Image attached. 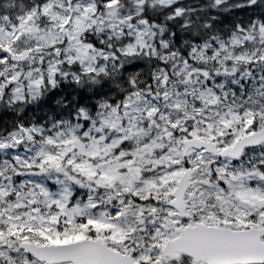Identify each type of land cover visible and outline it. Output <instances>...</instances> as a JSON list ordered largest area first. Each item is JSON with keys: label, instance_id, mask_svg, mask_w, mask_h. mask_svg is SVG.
Listing matches in <instances>:
<instances>
[{"label": "snow or ice", "instance_id": "obj_1", "mask_svg": "<svg viewBox=\"0 0 264 264\" xmlns=\"http://www.w3.org/2000/svg\"><path fill=\"white\" fill-rule=\"evenodd\" d=\"M0 264H264V0H0Z\"/></svg>", "mask_w": 264, "mask_h": 264}]
</instances>
